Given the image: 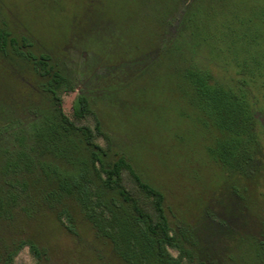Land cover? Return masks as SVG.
Masks as SVG:
<instances>
[{
    "label": "rangeland",
    "instance_id": "374dc122",
    "mask_svg": "<svg viewBox=\"0 0 264 264\" xmlns=\"http://www.w3.org/2000/svg\"><path fill=\"white\" fill-rule=\"evenodd\" d=\"M189 1L176 0L153 23L146 0H0V26L66 76L72 89L61 94L64 115L79 125L97 122L96 143L114 158L128 156L142 180L162 192L171 227L195 234L201 260L233 264V228L264 234V137L244 176L233 177L207 151L218 132L173 73L188 63L160 58L171 51ZM43 81L10 47L0 52V250L6 256L23 243L9 264H124L58 188L51 173L63 166L57 149L39 148L36 136L57 108ZM77 96L90 109L81 119L72 109Z\"/></svg>",
    "mask_w": 264,
    "mask_h": 264
},
{
    "label": "trees",
    "instance_id": "16d2710c",
    "mask_svg": "<svg viewBox=\"0 0 264 264\" xmlns=\"http://www.w3.org/2000/svg\"><path fill=\"white\" fill-rule=\"evenodd\" d=\"M173 3L146 0L145 11L155 23L171 13ZM176 29L171 51L166 49L160 58L188 63L173 73L186 80L194 104L206 111L218 132L216 147L207 151L233 177L244 176L259 159L264 137V0H190ZM20 42L0 26V52L10 47L28 62L57 107L53 122L36 140L49 153L56 148L62 159V168H51L60 191L74 198L124 264H182L183 259L208 264L199 257L195 234L171 227L162 192L142 180L128 156L114 158L96 143L101 133L97 122L94 127L79 125L64 115L61 94L72 89L70 81L47 55L23 50L31 46L26 38ZM72 109L77 119L90 113L84 96L74 99ZM22 245L6 256L0 250V264H9ZM29 249L37 255L33 243ZM233 264H264V234L251 236L233 228Z\"/></svg>",
    "mask_w": 264,
    "mask_h": 264
}]
</instances>
